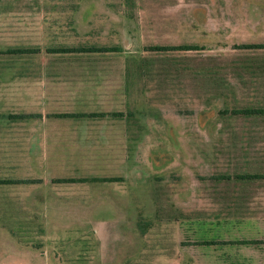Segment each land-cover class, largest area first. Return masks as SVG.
<instances>
[{
	"label": "rangeland",
	"instance_id": "374dc122",
	"mask_svg": "<svg viewBox=\"0 0 264 264\" xmlns=\"http://www.w3.org/2000/svg\"><path fill=\"white\" fill-rule=\"evenodd\" d=\"M252 44H264V0H0V264H236L234 245L253 239L245 263L264 264V114H244L264 111ZM87 48L115 53H76ZM120 73L125 142L49 144L107 129L88 112L113 105ZM40 121L41 165L26 176ZM52 156L61 170L83 159L81 176L40 178Z\"/></svg>",
	"mask_w": 264,
	"mask_h": 264
},
{
	"label": "crops",
	"instance_id": "0c3cea01",
	"mask_svg": "<svg viewBox=\"0 0 264 264\" xmlns=\"http://www.w3.org/2000/svg\"><path fill=\"white\" fill-rule=\"evenodd\" d=\"M260 45H262V44H260ZM72 53H74V52H64V53L62 52L60 54H72ZM76 53L77 54H81V55H96V54L106 55V54L115 53V52H103V53H97V52H92V53L76 52ZM55 54H58V52H55ZM123 76H124V74L120 73V77L121 78H119V79H120V83L121 84L118 86V88H116L115 94L114 95L113 94L108 95V101L109 102H113V105L109 106L108 110L98 111V110L95 109V110H91L90 112H88V114H95V115L96 114H106L104 117L91 118L90 121L103 120V119H105L107 117L112 119V120H110L108 122L110 126L107 129L100 130L97 127L98 124H94V125H91L90 128L86 127L84 130H81L79 133H77L75 131H70L69 133H67L64 130H61V133L55 132L54 138L53 139L51 138L52 140L50 141L49 144H51V145L54 144L55 145V144L59 143L61 140L62 141L70 140L71 142H77L78 141L80 144H84L85 145V144L89 143L91 141V139H94V141L97 142V143H98L99 139H104V141L107 144H110L111 146H113V145H122L123 144L122 139H124V142H125V137L119 131V129L117 127H115V125H117V124H122L123 125V123H126V118H127L126 115H127L128 111H127V109L126 110L124 109L122 100L120 102H118V101L115 102V100H112V98H114V97H122V98L126 97L127 98L128 94H127V90L124 87V83H123V78L124 77ZM96 77H97V79H96L97 81H101L103 79L102 75H97ZM125 82H126V80H125ZM105 85H107V84H105ZM93 91H94V93H92V98L91 99L102 101V103L105 104V102H104L105 98H106L105 95L103 96L101 94V92H99L98 90H93ZM85 100H86L85 97H79V103H81V102H83ZM119 104H121L120 109L112 108L113 106H117ZM105 105H107V104H105ZM40 113H42V112H40ZM59 113L61 114V112H59ZM62 114H68V113L64 112ZM74 114H86V112H76ZM37 116L41 118L40 114H38ZM58 120L59 121L51 122V124L56 125L57 126L56 129H62L67 122H66L65 119H60L59 118ZM78 120L83 122L84 120H89V118L88 119L87 118L86 119H78ZM98 123H100V122H98ZM36 124H37L36 126H38L39 129H41L40 134H41L42 137L34 138L30 142L31 143L30 144L31 145V148H30V152L31 153L29 154V156L27 158L28 161H27L26 164H28V167L25 170L26 176H33V164H34V162H35V165H37V164L39 166L41 165V162H40V159H39V156H38V152L41 150V148H39V146L44 143L43 136L45 135V133H47V130H48L46 124L43 121H40V122H38ZM71 124L77 125L78 123L72 122ZM42 129H45V130H42ZM59 145L60 144H58V146ZM110 148H111L110 151H107V153H111L110 158H111V160H114L116 158L115 150L118 152V148H114V147H110ZM34 149H35V155L33 156ZM59 151H60V149H59ZM95 154L96 153H94V155ZM55 157H53V156L50 157V159H49V163L50 164L48 163L49 169L36 167V169L38 171V174H36V175H39L40 178L41 177H46V176H55V177H59L58 179H64V178L75 179L74 177L79 178L81 176V174H82L81 171L82 170H80L79 167L80 166L84 167V164L81 163V165L79 167H76V165L79 164V161L83 160V159L77 160V159L74 158V163L73 164L67 163V165H71L74 168L69 167L66 170H61L58 167V166H60L59 161L57 162L58 159L55 158ZM57 157L58 158H64L63 156L60 155V153H59V155ZM95 157H97V156H95ZM65 159L66 160H63V161H68L69 159L71 160L72 158H65ZM60 170L62 171V173H60ZM93 171H92V173H89L88 175L86 174V176H94V177L97 176V174L93 173ZM44 183H45V181H44ZM63 185L64 184H56L54 186L55 188H53V190H55V191L57 189L60 190V189H62L61 187ZM54 196H55V198L60 197L58 194H54ZM240 243L241 244H239V245H234V246H236L235 250H237L235 252L236 253L235 256L237 258H240V260L236 259L235 263L236 264H246L245 262L252 255H248V251L247 250H243L241 248L244 245H251V246L255 247L256 245H258L259 242L257 241V239H253L252 242H248V243L240 242ZM220 246H222V245H220ZM252 249H254L253 251L255 253L257 252L256 248H252ZM222 251H225V250H222ZM258 251H260L262 254H264V251L261 248ZM225 257H228V255H225ZM196 258L200 261L199 257H196ZM223 262H224V258H221L218 264H223Z\"/></svg>",
	"mask_w": 264,
	"mask_h": 264
},
{
	"label": "trees",
	"instance_id": "16d2710c",
	"mask_svg": "<svg viewBox=\"0 0 264 264\" xmlns=\"http://www.w3.org/2000/svg\"><path fill=\"white\" fill-rule=\"evenodd\" d=\"M243 49H259V50H264V44L260 45V44H252V45H243L242 46ZM168 48H154V51H167ZM171 50H177L176 48H169ZM179 50H185V51H189L192 50V48H184V49H179ZM80 52H88V53H92V52H97V53H103V52H114L113 50H110L109 48H88V49H82L79 50ZM64 53V52H63ZM244 114L248 115H260V114H264L263 110H245ZM77 117H83V116H77ZM90 117L95 118V117H104L103 114H93ZM61 183H81L83 181H87V180H61ZM96 181H101V182H115V180H96Z\"/></svg>",
	"mask_w": 264,
	"mask_h": 264
}]
</instances>
